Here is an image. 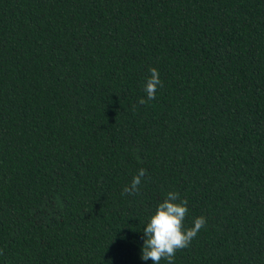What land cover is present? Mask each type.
Wrapping results in <instances>:
<instances>
[{
  "label": "trees",
  "instance_id": "16d2710c",
  "mask_svg": "<svg viewBox=\"0 0 264 264\" xmlns=\"http://www.w3.org/2000/svg\"><path fill=\"white\" fill-rule=\"evenodd\" d=\"M169 191L174 264H264V0H0V264H152Z\"/></svg>",
  "mask_w": 264,
  "mask_h": 264
},
{
  "label": "clouds",
  "instance_id": "9594fccd",
  "mask_svg": "<svg viewBox=\"0 0 264 264\" xmlns=\"http://www.w3.org/2000/svg\"><path fill=\"white\" fill-rule=\"evenodd\" d=\"M149 73L150 76L146 78L144 84L147 98L139 99L138 103L141 105L154 100L157 88L162 86L158 70L151 67ZM145 175V169H138L131 182L122 189L123 194H138ZM187 214V200L180 199L175 191L167 192L166 197L157 204L143 228L140 258L144 261L150 259L152 264H160L161 260L174 264L176 252L187 248L206 223L204 216H198L194 218L191 227L185 228L184 221Z\"/></svg>",
  "mask_w": 264,
  "mask_h": 264
}]
</instances>
